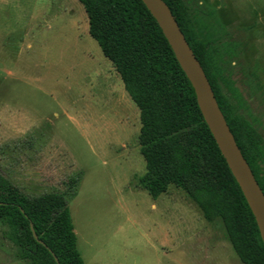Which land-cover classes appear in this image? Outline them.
Here are the masks:
<instances>
[{
	"label": "rangeland",
	"instance_id": "rangeland-1",
	"mask_svg": "<svg viewBox=\"0 0 264 264\" xmlns=\"http://www.w3.org/2000/svg\"><path fill=\"white\" fill-rule=\"evenodd\" d=\"M186 2L197 39L234 44L224 75L264 140V0ZM140 126L79 0H0V172L29 195L68 193L84 263L245 264L181 188H143ZM6 230L0 264H31Z\"/></svg>",
	"mask_w": 264,
	"mask_h": 264
},
{
	"label": "trees",
	"instance_id": "trees-1",
	"mask_svg": "<svg viewBox=\"0 0 264 264\" xmlns=\"http://www.w3.org/2000/svg\"><path fill=\"white\" fill-rule=\"evenodd\" d=\"M164 1L201 62L264 192V140L240 113L242 96L224 75L226 57L236 55L234 44L197 39L187 2ZM79 2L87 13L90 35L115 66L140 111L138 139L146 165L140 177L143 188L153 199L171 184L181 188L205 219L221 218L243 263L264 264L256 218L204 119L191 81L143 0ZM77 184V178L69 179L70 193ZM0 220L7 226L4 237L31 264H85L77 248L67 192L29 195L0 172Z\"/></svg>",
	"mask_w": 264,
	"mask_h": 264
},
{
	"label": "water",
	"instance_id": "water-1",
	"mask_svg": "<svg viewBox=\"0 0 264 264\" xmlns=\"http://www.w3.org/2000/svg\"><path fill=\"white\" fill-rule=\"evenodd\" d=\"M143 2L157 20L182 69L191 81L204 119L256 218L264 242L263 189L230 129L201 62L187 41L169 5L164 0H143ZM34 235L37 237L35 232ZM55 258L58 261L56 256ZM58 264H60L59 261Z\"/></svg>",
	"mask_w": 264,
	"mask_h": 264
},
{
	"label": "crops",
	"instance_id": "crops-1",
	"mask_svg": "<svg viewBox=\"0 0 264 264\" xmlns=\"http://www.w3.org/2000/svg\"><path fill=\"white\" fill-rule=\"evenodd\" d=\"M186 1V0H185Z\"/></svg>",
	"mask_w": 264,
	"mask_h": 264
}]
</instances>
